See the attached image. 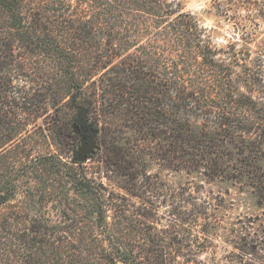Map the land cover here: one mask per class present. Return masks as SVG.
Here are the masks:
<instances>
[{"label": "trees", "instance_id": "obj_1", "mask_svg": "<svg viewBox=\"0 0 264 264\" xmlns=\"http://www.w3.org/2000/svg\"><path fill=\"white\" fill-rule=\"evenodd\" d=\"M77 2L70 10L68 0H0V67L12 62L13 41L29 51L50 53L64 78L63 99L74 111L73 128L86 133L97 90L93 89L92 99L74 67L85 34L93 30L94 35L106 36L109 57H120L105 66L117 73L110 112L124 116L147 140H156L154 153L165 165L201 170L209 179L243 180L264 205V168L258 163L263 155L264 106L254 96L234 93L232 86L221 83L220 64L210 57L216 48L207 27L178 8L175 0ZM89 12L93 23L85 18ZM121 50L126 54L121 55ZM105 59L102 54L93 58V69L105 65ZM101 73L93 85L104 82ZM107 78L112 79V74ZM10 93H14L11 84L5 82L0 90V119L14 129L18 123L12 119L18 112L10 106L14 101ZM33 106L35 111L43 108ZM3 133L0 150L15 137ZM42 160L50 174L47 182L71 181L73 191L91 207L87 215L94 214L99 234L81 227L83 216L75 208H53L48 213L46 208H32L26 194L16 200L18 170L25 173L33 167L38 172V162L22 163L17 169L8 164L0 183V206L12 207L0 208V264H141L142 254L152 249L151 227L150 232H141L139 242L120 239L118 232L127 223L117 217L114 227L108 225L104 208L108 202L102 190L59 157ZM67 199L62 194L57 203ZM52 215L59 220L52 222ZM249 223L236 257L240 264H264V228H251Z\"/></svg>", "mask_w": 264, "mask_h": 264}, {"label": "rangeland", "instance_id": "obj_2", "mask_svg": "<svg viewBox=\"0 0 264 264\" xmlns=\"http://www.w3.org/2000/svg\"><path fill=\"white\" fill-rule=\"evenodd\" d=\"M77 1L68 0L70 10ZM175 2L207 27L206 34L216 48L210 57L220 64L221 83L232 86L234 93L254 96L258 105L264 106V0ZM86 15L93 23L92 13ZM13 43L12 62L0 67V90L5 82L11 84L14 101L10 106L18 112L12 123L18 124L10 129L11 123L3 124L0 119V139L3 132L15 134L0 150L5 152L0 155V183L8 164L17 169L22 163L38 162V172L33 167L25 173L18 170L20 194L16 200L26 194L32 208H46L48 213L53 208H75L83 216L81 227H91L94 234H99L94 214L87 215L91 207L73 191L71 181L47 182L50 174L44 169L42 157L57 156L102 190L108 202L104 207L108 225L114 227L112 222L117 217L127 223V228L118 232L120 239L136 243L142 238L141 232H152V249L142 254L141 264H240L236 254L244 227L252 222L251 228H264V205L258 203L252 187L243 180L209 179L201 170L165 165L154 153L156 140H147L124 116L110 112L109 98L116 99L112 92L117 73L105 66L120 57H109L106 36L94 35L93 30L85 34L74 67L76 75L83 78L86 92L93 99L94 89L98 96L94 107L92 101L88 123L97 130L95 146L82 162L73 160L87 134L73 128L74 111L63 99V75L61 78L58 64L50 53L29 51L17 41ZM120 53L126 54L125 50ZM98 54L105 55L106 64L93 69V58ZM100 73L104 82L93 85ZM107 74H112V79ZM104 87L109 93L101 89ZM104 95L108 99L103 101ZM37 104L43 105L39 111L33 110ZM261 148L263 155L258 163L264 168V139ZM62 194L68 199L57 203ZM57 218L52 215L51 221Z\"/></svg>", "mask_w": 264, "mask_h": 264}, {"label": "water", "instance_id": "obj_3", "mask_svg": "<svg viewBox=\"0 0 264 264\" xmlns=\"http://www.w3.org/2000/svg\"><path fill=\"white\" fill-rule=\"evenodd\" d=\"M86 134H87L86 135V141L76 151V157L75 158H76L77 162L84 161L86 159V156L93 151L94 146H95L94 138L97 134V130L92 129L90 126V127H88Z\"/></svg>", "mask_w": 264, "mask_h": 264}]
</instances>
